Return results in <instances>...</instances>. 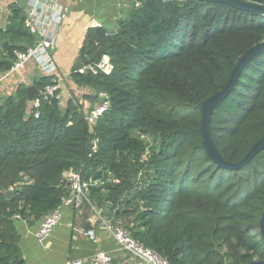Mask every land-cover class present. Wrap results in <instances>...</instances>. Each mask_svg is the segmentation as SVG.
Returning <instances> with one entry per match:
<instances>
[{
    "label": "trees",
    "instance_id": "1",
    "mask_svg": "<svg viewBox=\"0 0 264 264\" xmlns=\"http://www.w3.org/2000/svg\"><path fill=\"white\" fill-rule=\"evenodd\" d=\"M133 8L115 31L90 28L71 70L98 105L96 94L109 95L94 124L74 97L65 108L56 98L36 107L25 84L0 104V264H23L16 220L39 221L59 208L69 171L89 183L88 200L103 216L170 264H264V149L237 171L217 166L202 146L197 109L264 42V15L199 0ZM25 19L12 7L0 28L1 72L35 45ZM105 54L112 73L79 72ZM55 78L43 74L34 85L42 91ZM210 130L231 164L264 138V50L217 105Z\"/></svg>",
    "mask_w": 264,
    "mask_h": 264
},
{
    "label": "crops",
    "instance_id": "2",
    "mask_svg": "<svg viewBox=\"0 0 264 264\" xmlns=\"http://www.w3.org/2000/svg\"><path fill=\"white\" fill-rule=\"evenodd\" d=\"M13 1L18 2V0H0V12L3 15L8 14L5 25H7L12 14V12L9 13L5 10ZM30 1L21 0L24 12H26ZM59 3L69 9V14L61 26L58 27L57 48L53 58L57 66L55 76L60 82L59 90L62 96L68 95V101V99L70 100L69 92L77 91V86L71 80V77L69 78V73L71 74L72 68L79 60V53L83 43V39L80 36L76 41L71 33L77 24L79 27L81 17L71 12L69 4L61 0ZM5 25L0 27H5ZM90 27H102V25L95 23L94 25L90 24ZM8 72H0V104L6 96L15 93L19 85L32 86L35 79L43 76L36 61L25 64L16 72L10 74ZM84 91L88 93L86 89ZM84 104L87 105L86 103ZM104 218L107 219L105 216ZM40 222L41 220H16V228L19 234L18 246L23 258V264H65L67 261L75 259L82 260L84 264H91L98 250L111 254L114 261H122L129 257L105 229L91 204L90 206L83 205L78 209L64 208L62 223L53 230L51 236L43 245L36 238ZM90 231L95 234L93 239L88 235Z\"/></svg>",
    "mask_w": 264,
    "mask_h": 264
},
{
    "label": "built area",
    "instance_id": "3",
    "mask_svg": "<svg viewBox=\"0 0 264 264\" xmlns=\"http://www.w3.org/2000/svg\"><path fill=\"white\" fill-rule=\"evenodd\" d=\"M60 0H31L25 12V27L36 38L35 45L28 48L25 52H16V60L8 72V74L20 70L25 64L36 61L38 67L44 75L55 76L57 73V66L53 58V54L57 48V30L62 22L67 18L69 9L59 3ZM135 7H140L144 0H133ZM168 1V0H165ZM114 67L108 55H104L96 66H86L79 70L84 73L87 70L93 71L95 74L98 72L110 74ZM60 82L57 77L53 83L47 85L44 90L40 91V98L36 99L33 103L36 107L40 106L41 100H49L56 98L60 100L59 93ZM102 103L92 109L87 116L86 120L90 124H94L98 117L102 115L110 106L109 95L101 92L96 94ZM35 117H39L36 113ZM65 179L69 183V194L64 198L62 205L56 210L45 216L41 222L39 230L36 233L38 242L43 245L46 240L51 236L53 230L59 226L63 221V209H78L88 200V187L89 183L85 181L80 172L69 171L65 173ZM90 184H99L98 181ZM91 204V203H90ZM96 214L99 216L100 221L105 229L114 238L116 243L126 252L129 257L122 261H114L113 256L108 252L98 250L91 264H170L169 261L159 255L152 249L144 246L136 241L131 234L119 224L105 219L103 211L97 209L91 204ZM90 238H94L93 231L88 232ZM65 264H84L82 260H69Z\"/></svg>",
    "mask_w": 264,
    "mask_h": 264
},
{
    "label": "water",
    "instance_id": "4",
    "mask_svg": "<svg viewBox=\"0 0 264 264\" xmlns=\"http://www.w3.org/2000/svg\"><path fill=\"white\" fill-rule=\"evenodd\" d=\"M199 1L215 3V4H224L243 12L264 15L263 5H259L245 0H199ZM263 50H264V42L254 46L252 49L247 51L237 61L235 68L233 69L231 76L228 79L225 86L220 91L215 93L213 96L207 98L206 100L200 102L197 105V109L201 114L200 133L202 135V140H203L202 146L205 149L208 156L210 157V159L217 166L224 168L226 170L237 171L242 166L250 163L253 160V158L264 149V138H262L251 148V150L247 153V155L245 156L242 162L237 164H231L229 162H226L222 157L219 149L217 148V146L215 145L212 139L211 130H210L211 117L215 108L217 107V105L222 103L229 96L235 84L237 83L241 71L245 66V64ZM40 95L41 92L35 85L27 87V97L29 102H34L36 99L40 98ZM11 196H12V191L10 190L7 194L8 199H10ZM107 211H109V209ZM10 215L11 217H14L13 212H11ZM260 234L262 239L264 240V212L260 219Z\"/></svg>",
    "mask_w": 264,
    "mask_h": 264
},
{
    "label": "rangeland",
    "instance_id": "5",
    "mask_svg": "<svg viewBox=\"0 0 264 264\" xmlns=\"http://www.w3.org/2000/svg\"><path fill=\"white\" fill-rule=\"evenodd\" d=\"M61 1H64L65 3L69 4L68 6L71 8L72 10L71 12L81 17L79 27L77 26L78 25L77 24L76 25L77 27L75 26L74 31L71 33L72 36L75 37L76 41L79 36L83 39V43L81 47L84 45L85 36L88 30L92 28L90 27V24H93V25L95 23L101 24L109 32H112V31L117 30L119 28L121 21L126 20L128 16L131 14V12L134 10L133 0L132 1L131 0H61ZM14 6L19 7L22 11L24 10L21 0H18V2L13 1L12 3H10L5 11L9 13L12 12V7ZM7 16L8 14L3 15L0 12V17H1L0 26H3L6 24ZM8 23H9V20H8ZM6 26L7 25H5V27H0V28H6ZM2 43L3 41H0V60L3 58ZM99 62L97 64H99ZM96 65H93V66H96ZM69 78H70V73H69ZM76 86H77V91L69 92L70 100L74 97L75 100L76 99L79 100L80 104L82 102L86 103L87 105L85 104L84 105L87 110L94 109V107L98 105V102L95 103L94 102L95 100H92L91 98H89L88 95L93 97L95 96V92L92 90L86 89V88H82L78 85ZM84 89H86L88 93H86ZM59 93L61 96L60 98L61 106L65 108L69 101V99L67 101L68 95L62 96L60 90H59ZM13 94L14 93H12L11 95ZM83 205L90 206V202L85 200V203Z\"/></svg>",
    "mask_w": 264,
    "mask_h": 264
}]
</instances>
